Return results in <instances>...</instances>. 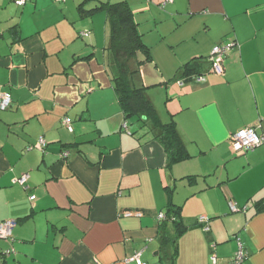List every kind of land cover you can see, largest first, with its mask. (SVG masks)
<instances>
[{"label":"crops","instance_id":"obj_1","mask_svg":"<svg viewBox=\"0 0 264 264\" xmlns=\"http://www.w3.org/2000/svg\"><path fill=\"white\" fill-rule=\"evenodd\" d=\"M82 1L0 0V90L11 95L0 109V221H15L0 264H134L136 252L154 264H231L238 241L242 264H264V143L236 153L229 140L264 132V0H85L130 6L151 54L139 80L187 152L171 163L155 131L125 116L107 15L82 16ZM231 41L222 74L181 73ZM23 173L28 189L14 181ZM170 205L187 226L173 259L175 224L157 218Z\"/></svg>","mask_w":264,"mask_h":264},{"label":"trees","instance_id":"obj_2","mask_svg":"<svg viewBox=\"0 0 264 264\" xmlns=\"http://www.w3.org/2000/svg\"><path fill=\"white\" fill-rule=\"evenodd\" d=\"M84 2L85 0L78 5L82 16H91L100 11L105 12L107 15L110 28L108 48L113 52L115 69L112 78L113 88L125 116L142 119L151 131H155V137L160 140L168 152L170 163L184 159L187 156V152L175 127V123H163L160 121L154 105L145 94V87H136L134 85L133 73L136 70L127 67L128 60L132 58L136 59L138 53H141L144 57L143 60L136 59L138 63L151 61L150 48L142 40L141 34L134 22L130 6L126 1L114 3L99 1L93 7L85 8L83 6ZM120 57H123V63L118 61ZM207 57L208 55L206 57L201 56L190 59L180 67L181 73L186 77H191L196 74L210 72V63ZM206 62L209 64V68L203 71L202 68ZM167 213L165 214V218L161 219V223L169 219L175 224L176 232L172 239L173 249L171 252L173 259L177 250L176 238L187 229V226L179 220L178 207L173 208L170 205ZM199 222L201 221L199 220ZM205 227L207 226H203V228ZM168 239V236H164V241H168Z\"/></svg>","mask_w":264,"mask_h":264},{"label":"built area","instance_id":"obj_3","mask_svg":"<svg viewBox=\"0 0 264 264\" xmlns=\"http://www.w3.org/2000/svg\"><path fill=\"white\" fill-rule=\"evenodd\" d=\"M27 0H14L15 4L20 6L23 5ZM64 1V0H62ZM171 0H164L163 4L165 2H169ZM82 34H86L83 32ZM235 42H227L222 44H216L212 47L210 54L208 55L207 59L210 63V72L220 75L223 73V58L225 53L231 49L234 46ZM196 81H204L206 78V74H196L191 76ZM183 81H179V83H182ZM11 105V95L7 91L0 90V109H8ZM63 124L66 125V127L71 130L70 126V120L65 117L63 119ZM124 128L126 126L124 125ZM230 144L232 147V150L236 153H245L246 151L253 150L255 147L261 145L264 143V132L263 133H257L253 128L251 127H243L235 131L230 135ZM38 143L40 144L41 148L45 146V140L42 137L38 138ZM67 151L62 152L63 156H66ZM29 174L23 173L20 176L16 177L14 181L21 185L24 189H28L29 186L27 184ZM34 195H30V199H33ZM230 208L232 211H240L244 210V208H238L233 203L230 204ZM136 215H139V213H135ZM125 215H132L131 212L126 211ZM157 218L159 220L165 218V214L163 212L158 213ZM201 222L206 221L204 217H200L199 219ZM15 225L14 220H4L0 221V239H11L12 238V228ZM207 230V227L204 228ZM12 249H7L4 254L11 253ZM245 252L243 249V245L240 241H238V248L234 253L233 259L231 264H242L244 258H245ZM212 260H214V256L212 257ZM127 262L133 261L134 264H154L145 262L142 259H140V252H136L132 257L126 259ZM1 263V259H0Z\"/></svg>","mask_w":264,"mask_h":264},{"label":"rangeland","instance_id":"obj_4","mask_svg":"<svg viewBox=\"0 0 264 264\" xmlns=\"http://www.w3.org/2000/svg\"><path fill=\"white\" fill-rule=\"evenodd\" d=\"M28 1V0H27ZM26 1V2H27ZM25 2V3H26ZM21 7H22V5H20ZM103 13H105V12H103ZM103 18H99V20H97V23H98V25L100 26L99 28H98V30L96 31V35H98V36H100L101 35V27H102V25H103V20H102ZM108 28H109V24H108ZM109 33H110V28H109ZM76 40H80V41H82V39L79 37V38H76ZM107 51H109V49L107 48ZM209 54H210V51H209ZM208 54V55H209ZM96 57L100 60V61H102V57H101V53H100V51L97 53V55H96ZM120 63H123L124 61H123V57H120L119 58V60H118ZM142 64V63H141ZM141 64L140 63H138L136 60L133 62V68L136 70L134 73H133V81H134V85L136 86V87H139V86H144V84L139 80V76L143 73V74H146V72H145V65H142L141 66ZM108 66H109V68H111L110 67V65H109V63H108ZM141 66V67H140ZM124 67H125V65H124ZM114 68V67H113ZM112 72V71H111ZM145 90L149 93L150 91H152V94H154V92L153 91H156L155 90V87L154 86H152V87H148V88H145Z\"/></svg>","mask_w":264,"mask_h":264}]
</instances>
